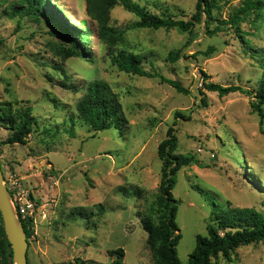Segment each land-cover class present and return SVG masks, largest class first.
<instances>
[{
	"label": "rangeland",
	"instance_id": "obj_1",
	"mask_svg": "<svg viewBox=\"0 0 264 264\" xmlns=\"http://www.w3.org/2000/svg\"><path fill=\"white\" fill-rule=\"evenodd\" d=\"M16 1L0 0V102L31 107L40 128L27 144L6 145L10 131L0 126V165L15 201L33 204L24 220L32 221L29 264H113L111 252L118 249L125 251L123 264H154L139 214L156 200L162 167L157 150L177 113L183 116L175 127L178 153L195 161L176 174L173 190L181 263H188L197 235H207L212 217L221 210L255 208L264 213V118L252 109L254 99L249 95L220 97L206 89L208 82L246 90L257 84V58L264 52V9L262 19L253 15L239 32L221 26L213 36L208 32L217 23L208 29L204 21L189 32L126 30V43L118 48L143 56L148 72L177 81L189 92L182 94L160 78L118 71L107 45L96 35L86 0H55L73 28L93 32L87 46L90 53L82 44L85 57L69 59L56 55L52 44L58 37L47 25L7 15ZM134 1L152 14H171L186 22L197 3ZM243 1H230L221 12L216 10V16L227 20ZM258 1L264 5V0ZM56 8L47 10L54 13ZM111 21L124 30L138 18L117 6ZM176 52L180 58L171 61L169 56ZM95 80L109 83L119 95L127 121L124 131L94 134L88 126L77 125L81 93L65 89L63 83L81 87ZM71 116L74 138L67 133ZM45 128L54 133H44ZM136 188L144 195H138ZM80 208L87 216L74 218L71 213ZM215 264H264V242L239 247L231 261L221 257Z\"/></svg>",
	"mask_w": 264,
	"mask_h": 264
},
{
	"label": "trees",
	"instance_id": "obj_2",
	"mask_svg": "<svg viewBox=\"0 0 264 264\" xmlns=\"http://www.w3.org/2000/svg\"><path fill=\"white\" fill-rule=\"evenodd\" d=\"M232 0H197L195 13L189 21L177 20L176 16L155 15L147 8L136 3L134 0H86V12L96 26L98 39L108 47V57L112 65L120 72L147 78H160L162 83H169L177 92L188 94V90L182 87L177 81L168 80L158 72H148L142 65L143 56L135 54L128 49L118 48L126 43V30L131 29H174L183 32L192 31L193 28L205 22L207 28L212 23H217L216 28L209 30L211 36L221 31V26H228L241 30V24L253 15L256 19H262L261 11L264 5L258 0H244L241 7L232 12L227 20H221L216 16V10L221 12L222 6ZM11 12H7L12 19L30 18L41 25H47L49 32L56 35L58 40L54 42L53 48L57 56L63 59L83 58L85 52L90 53L87 46L91 43L93 32L85 27L81 30L73 28L67 18L62 14V8L55 3V0H17L12 3ZM57 7L56 11L49 12L47 7ZM117 6L123 7L126 11L134 14L138 21L122 30L111 23L112 10ZM6 12V11H5ZM84 22V26H85ZM82 44L85 45V52L82 51ZM212 48L206 52H212ZM180 58L179 53H172L169 56L171 61ZM260 77L252 90H246L240 85L223 86L221 84L208 82L206 89L218 93L220 97L240 92L249 95L254 100L251 103L252 109L260 117L264 118V52L257 58ZM206 79L210 77L204 74ZM65 89L75 93H81L76 105L77 125L88 126L94 134L115 129L124 131L127 121L124 117L123 107L119 95L115 93L112 86L102 80L89 81L86 84L63 83ZM202 103H205L202 100ZM183 117L180 113L175 115L174 124L168 129L166 138L159 144L157 154L162 163L161 181L158 194L154 203L147 209L146 213L139 214L143 228L148 234V245L152 249L154 264H182L177 253V246L181 240V234L176 222L178 204L174 198L173 190L176 185V174L183 168L194 163L192 156L178 153L177 129L178 119ZM72 125L67 133L74 138L75 118L70 117ZM0 126L10 131L6 145L27 144L29 137L40 128L39 121L32 115V108H14L12 102H0ZM36 126V128H34ZM53 132L48 128L44 133ZM54 133V132H53ZM54 135V134H53ZM138 195H144V190L136 188ZM230 207V206H229ZM75 217L87 216L83 209L71 213ZM28 240L33 232L30 224L22 220ZM264 242V213L255 208H229L221 210L211 219L207 226V235H197L196 246L189 255L187 264H215L224 258L232 260L236 249L242 246ZM113 264H123L125 251L118 249L112 251ZM0 264H14L12 247L7 239L3 218L0 212Z\"/></svg>",
	"mask_w": 264,
	"mask_h": 264
},
{
	"label": "water",
	"instance_id": "obj_3",
	"mask_svg": "<svg viewBox=\"0 0 264 264\" xmlns=\"http://www.w3.org/2000/svg\"><path fill=\"white\" fill-rule=\"evenodd\" d=\"M5 176L0 165V212L3 218L5 233L12 247L14 264H29V240L14 205L9 190L5 186Z\"/></svg>",
	"mask_w": 264,
	"mask_h": 264
},
{
	"label": "built area",
	"instance_id": "obj_4",
	"mask_svg": "<svg viewBox=\"0 0 264 264\" xmlns=\"http://www.w3.org/2000/svg\"><path fill=\"white\" fill-rule=\"evenodd\" d=\"M9 190V189H8ZM11 196H12V199H13V202H14V205L18 211V214H19V217L22 220H25V217L27 215L30 214V212L33 210V204L29 203V202H16L15 201V197L13 196L12 194V191L9 190Z\"/></svg>",
	"mask_w": 264,
	"mask_h": 264
}]
</instances>
